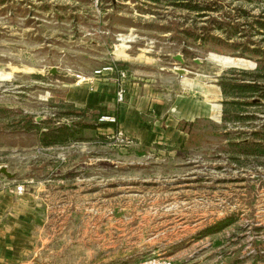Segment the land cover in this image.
<instances>
[{
  "label": "rangeland",
  "instance_id": "374dc122",
  "mask_svg": "<svg viewBox=\"0 0 264 264\" xmlns=\"http://www.w3.org/2000/svg\"><path fill=\"white\" fill-rule=\"evenodd\" d=\"M259 22L264 0H0L1 170L21 184L66 156L114 160L112 176L75 187L79 213L51 215L49 261L37 264H264V94L233 86L264 88V55L249 52L264 51ZM109 65L154 83L161 74L169 88L204 75L212 95L222 91V112L191 127L178 165L149 151L125 164L130 146L91 150L83 130L98 114L67 95L72 74ZM64 128L73 140L43 144V133Z\"/></svg>",
  "mask_w": 264,
  "mask_h": 264
},
{
  "label": "crops",
  "instance_id": "0c3cea01",
  "mask_svg": "<svg viewBox=\"0 0 264 264\" xmlns=\"http://www.w3.org/2000/svg\"><path fill=\"white\" fill-rule=\"evenodd\" d=\"M134 73L135 76L127 82V101L121 105L116 101L118 85L111 77L92 85H71L68 103L87 115L98 114L96 119L108 114L115 115L119 120V126L99 124L97 121L93 127L85 128L84 133L89 134L85 144L91 146V150L97 145L107 148L108 137L121 128L131 142L130 151H126L131 156L125 157V164L135 163L133 155L136 151H149L163 157L168 153L165 158L153 159L160 165H178L183 160L173 155L187 146L191 127L205 118L209 119L210 111L221 114V105L217 101H221L222 91L216 87L212 95L210 86L204 85L203 79H198L204 78V75L192 80L175 79L174 86L169 88L162 84L164 79L161 74L159 78L151 75L157 82L154 83L145 80L144 73ZM113 161L110 158H60L53 161L57 165L51 164L52 168L50 166L44 175H28L23 181H33L34 184L27 186V192L22 196L13 192L18 181L14 177L16 174H2L0 165V264L49 261L44 249L49 245L45 231L51 225V215L79 213L81 189L75 187L84 180L93 179L97 173L106 178L112 176ZM145 161L139 163L147 165ZM54 165L57 166L55 170ZM33 167L34 163L28 164V172Z\"/></svg>",
  "mask_w": 264,
  "mask_h": 264
},
{
  "label": "built area",
  "instance_id": "2783aa9c",
  "mask_svg": "<svg viewBox=\"0 0 264 264\" xmlns=\"http://www.w3.org/2000/svg\"><path fill=\"white\" fill-rule=\"evenodd\" d=\"M76 78L75 84L80 86L82 84H93L96 81H101L107 78H113L117 85L116 101L119 105L126 103L128 86L127 82L132 79V76L125 70L119 69L117 65H109L95 70L92 75L86 76L83 74H72ZM99 124H108L119 126V120L115 115L103 114L98 118ZM108 144L111 146L127 148L131 142L125 132L118 128V130L108 137ZM2 168V167H1ZM34 184L33 181H25L21 184H16L13 192L17 196H22L27 192V186ZM140 264H176L173 260L161 256H154L146 259Z\"/></svg>",
  "mask_w": 264,
  "mask_h": 264
},
{
  "label": "trees",
  "instance_id": "16d2710c",
  "mask_svg": "<svg viewBox=\"0 0 264 264\" xmlns=\"http://www.w3.org/2000/svg\"><path fill=\"white\" fill-rule=\"evenodd\" d=\"M189 8H191L192 11L194 12H202L203 10L201 9V7L199 6H189ZM259 28L261 30L264 31V22H259L258 23ZM251 53H253L256 56H260L262 57V55H264V51H249ZM254 84H242V85H233L234 87L240 89L243 92H251L254 93L256 92V90H260V92H263L264 94V88H261L259 86H257L256 81H253ZM223 88H225L226 91V85H222ZM264 98V95H263ZM70 130L69 129H55L52 131H47L45 133L42 134V142L45 146H55V145H62V144H66L67 142L73 140L74 135L73 133H69Z\"/></svg>",
  "mask_w": 264,
  "mask_h": 264
},
{
  "label": "water",
  "instance_id": "95a60500",
  "mask_svg": "<svg viewBox=\"0 0 264 264\" xmlns=\"http://www.w3.org/2000/svg\"><path fill=\"white\" fill-rule=\"evenodd\" d=\"M174 59H175L176 61H178V62H179L180 64H182V65L185 64V59H184V57H183L182 55H177V56L174 57ZM195 62H196V63H200V61H198V60H196ZM178 72H180V73L182 72V73H183L184 71H178ZM1 173L4 174V175L10 176V174L8 173V171L5 170V169L2 170Z\"/></svg>",
  "mask_w": 264,
  "mask_h": 264
}]
</instances>
